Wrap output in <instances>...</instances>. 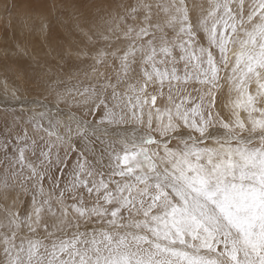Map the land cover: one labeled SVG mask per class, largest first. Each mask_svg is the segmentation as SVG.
I'll return each mask as SVG.
<instances>
[{
  "label": "snow or ice",
  "instance_id": "obj_1",
  "mask_svg": "<svg viewBox=\"0 0 264 264\" xmlns=\"http://www.w3.org/2000/svg\"><path fill=\"white\" fill-rule=\"evenodd\" d=\"M0 11V70L42 97L11 93L32 115L0 139V264H264V0ZM54 25L50 63L23 34Z\"/></svg>",
  "mask_w": 264,
  "mask_h": 264
},
{
  "label": "rangeland",
  "instance_id": "obj_2",
  "mask_svg": "<svg viewBox=\"0 0 264 264\" xmlns=\"http://www.w3.org/2000/svg\"><path fill=\"white\" fill-rule=\"evenodd\" d=\"M18 2L26 4L27 0H18ZM69 24H71L70 21ZM13 26H15V22H13L12 26H9L3 11H0V37H3L5 32L11 35ZM64 31L65 29L63 27L54 25L47 42H45L44 37L38 33L35 36H28L25 32L23 35L29 41L28 53H31L33 46H35L40 52V55L45 57V54L48 53L50 49L56 48L57 45L61 43ZM16 34L17 36L21 35L18 29ZM54 56L55 53H52V55H48L45 58L48 59L50 63H54ZM13 58L15 59L17 65L27 70L28 77H31L34 74L33 69L39 70L37 69L35 59L23 51L20 52L19 56H15ZM5 85H7V91H5ZM17 85H19L22 89L25 87L29 88V92L24 93V98L28 100L42 99V97H38L35 92L31 91V85L25 83V78L22 75H13V73L10 72L8 74V78L5 79L2 70H0V139H2L8 131L15 127L13 124L14 120L17 123L20 122L21 112H23L25 120L29 119L32 115L30 114L31 111L28 109H22L20 104H17V101L11 98V93Z\"/></svg>",
  "mask_w": 264,
  "mask_h": 264
},
{
  "label": "bare ground",
  "instance_id": "obj_3",
  "mask_svg": "<svg viewBox=\"0 0 264 264\" xmlns=\"http://www.w3.org/2000/svg\"><path fill=\"white\" fill-rule=\"evenodd\" d=\"M4 85V84H3ZM17 103V102H16ZM18 104V103H17ZM36 110H38V109H36ZM30 114H32V113H30ZM4 131V130H3Z\"/></svg>",
  "mask_w": 264,
  "mask_h": 264
}]
</instances>
